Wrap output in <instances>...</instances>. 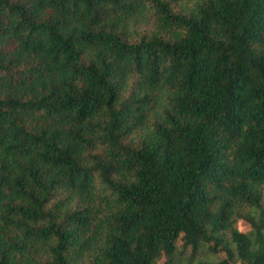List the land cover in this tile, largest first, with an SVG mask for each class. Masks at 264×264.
<instances>
[{
  "label": "trees",
  "instance_id": "1",
  "mask_svg": "<svg viewBox=\"0 0 264 264\" xmlns=\"http://www.w3.org/2000/svg\"><path fill=\"white\" fill-rule=\"evenodd\" d=\"M0 264H264V0H0Z\"/></svg>",
  "mask_w": 264,
  "mask_h": 264
},
{
  "label": "rangeland",
  "instance_id": "2",
  "mask_svg": "<svg viewBox=\"0 0 264 264\" xmlns=\"http://www.w3.org/2000/svg\"><path fill=\"white\" fill-rule=\"evenodd\" d=\"M239 227L242 231H245L247 234L251 235L252 234V230L251 228L243 221L239 222Z\"/></svg>",
  "mask_w": 264,
  "mask_h": 264
}]
</instances>
